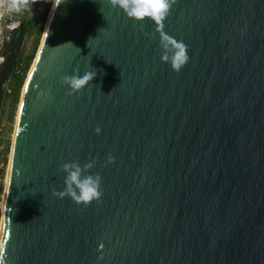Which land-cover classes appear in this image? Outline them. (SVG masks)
Returning <instances> with one entry per match:
<instances>
[{
  "label": "water",
  "instance_id": "water-1",
  "mask_svg": "<svg viewBox=\"0 0 264 264\" xmlns=\"http://www.w3.org/2000/svg\"><path fill=\"white\" fill-rule=\"evenodd\" d=\"M163 31L187 46L179 73L151 21L54 1L21 89L0 264H264V0H176ZM74 69L96 75L69 96ZM72 161H95L99 203L52 195Z\"/></svg>",
  "mask_w": 264,
  "mask_h": 264
},
{
  "label": "clouds",
  "instance_id": "clouds-1",
  "mask_svg": "<svg viewBox=\"0 0 264 264\" xmlns=\"http://www.w3.org/2000/svg\"><path fill=\"white\" fill-rule=\"evenodd\" d=\"M35 0H0V20L13 17L29 10ZM107 4L121 11L134 23L149 20L156 25L161 49L160 60L167 63L173 72L179 73L188 62L187 46L182 41H177L163 31V22L175 5L176 0H106ZM95 71H85L82 76L78 69L73 70L71 76L61 78V85L68 89L67 95L72 96L81 91L95 77ZM99 128L96 129L97 134ZM107 163H114L111 156ZM95 161L85 163L83 166L78 161L66 162L60 170L65 173L62 191H53L52 195L64 199L69 198L77 206H89L93 201L99 203L102 196L101 177L99 174H88L93 169Z\"/></svg>",
  "mask_w": 264,
  "mask_h": 264
},
{
  "label": "trees",
  "instance_id": "trees-1",
  "mask_svg": "<svg viewBox=\"0 0 264 264\" xmlns=\"http://www.w3.org/2000/svg\"><path fill=\"white\" fill-rule=\"evenodd\" d=\"M49 10L46 4L40 17L32 15L30 19L19 21L16 26L5 29L0 42V114L6 98L10 99L14 112L26 74L39 44V39ZM31 38L30 51L24 53L25 41ZM6 90H9L7 93ZM13 136V135H12ZM6 151L0 161V180L3 178L6 165ZM6 178V176H5ZM3 198V197H2ZM2 208V202H1ZM1 225V220H0Z\"/></svg>",
  "mask_w": 264,
  "mask_h": 264
},
{
  "label": "rangeland",
  "instance_id": "rangeland-1",
  "mask_svg": "<svg viewBox=\"0 0 264 264\" xmlns=\"http://www.w3.org/2000/svg\"><path fill=\"white\" fill-rule=\"evenodd\" d=\"M54 1L55 0H35V2L31 4L30 9L24 11L22 14L14 15L11 18L5 17L3 20H0V42H1V36L3 35L5 29L16 26L17 23L21 20L25 21V20L30 19L32 15H35L36 17H40L42 12L44 11L46 4H48L49 10H48L46 18H45V22H46L47 16L49 14V11H50ZM44 25H45V23H44ZM43 29H44V26H43ZM42 33H43V30H42ZM42 33H41V36H42ZM41 36L39 39V43L41 40ZM31 45H32V39L28 38L24 43V47H23L24 53L27 54L30 51ZM38 46H39V44H38ZM37 49H38V47H37ZM37 49L35 51L34 57L36 55ZM34 57H33V59H34ZM33 59H32V61H33ZM20 94H21V91H20ZM20 94H19V99L21 96ZM19 99H18V103L16 105V108L13 112L10 99L6 98L4 100L3 105H2L1 114H0V161L2 158L3 152L6 151V154H7L6 165H5V169H4V175H3V178L0 180V215H1V202L3 205V198L2 197H4V189H5L6 181H7L8 162H9V158H10V150H11V145H12V140H13L12 135L14 134L15 120H16L17 113H18L17 110H18ZM0 167H1V164H0ZM5 176H6V178H5Z\"/></svg>",
  "mask_w": 264,
  "mask_h": 264
},
{
  "label": "snow or ice",
  "instance_id": "snow-or-ice-1",
  "mask_svg": "<svg viewBox=\"0 0 264 264\" xmlns=\"http://www.w3.org/2000/svg\"><path fill=\"white\" fill-rule=\"evenodd\" d=\"M29 78H31V77H29ZM27 87H28V86H27V85H25V90H27ZM20 107H21V108H23V107H24V105H23V104H21V105H20ZM0 253H2V246H0Z\"/></svg>",
  "mask_w": 264,
  "mask_h": 264
},
{
  "label": "bare ground",
  "instance_id": "bare-ground-1",
  "mask_svg": "<svg viewBox=\"0 0 264 264\" xmlns=\"http://www.w3.org/2000/svg\"><path fill=\"white\" fill-rule=\"evenodd\" d=\"M7 182V181H6ZM0 232H1V226H0Z\"/></svg>",
  "mask_w": 264,
  "mask_h": 264
},
{
  "label": "built area",
  "instance_id": "built-area-1",
  "mask_svg": "<svg viewBox=\"0 0 264 264\" xmlns=\"http://www.w3.org/2000/svg\"><path fill=\"white\" fill-rule=\"evenodd\" d=\"M6 92L8 93V92H9V90H6Z\"/></svg>",
  "mask_w": 264,
  "mask_h": 264
}]
</instances>
